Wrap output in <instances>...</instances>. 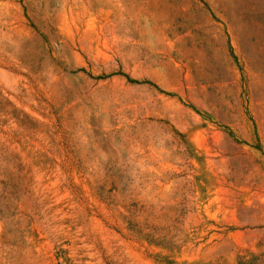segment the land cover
<instances>
[{"label": "rangeland", "instance_id": "obj_1", "mask_svg": "<svg viewBox=\"0 0 264 264\" xmlns=\"http://www.w3.org/2000/svg\"><path fill=\"white\" fill-rule=\"evenodd\" d=\"M0 264H264V0H0Z\"/></svg>", "mask_w": 264, "mask_h": 264}]
</instances>
